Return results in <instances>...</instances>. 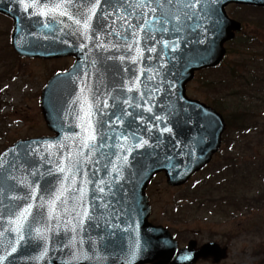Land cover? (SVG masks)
Listing matches in <instances>:
<instances>
[{
    "label": "water",
    "instance_id": "water-1",
    "mask_svg": "<svg viewBox=\"0 0 264 264\" xmlns=\"http://www.w3.org/2000/svg\"><path fill=\"white\" fill-rule=\"evenodd\" d=\"M25 2L38 6L25 10ZM138 2L0 0L18 55L75 58L40 92L54 135L19 139L0 153V264H190L204 254L206 246L176 252L168 230L147 222L145 189L160 172L169 185L185 183L218 149L221 117L188 99L185 84L194 71L218 65L223 43L240 29L225 7H264V0H201L204 11L197 4L179 31L175 18L163 31L146 8L128 7ZM56 4L68 15L39 14ZM81 13L91 15L87 30ZM28 205L18 240L10 222Z\"/></svg>",
    "mask_w": 264,
    "mask_h": 264
},
{
    "label": "rangeland",
    "instance_id": "rangeland-1",
    "mask_svg": "<svg viewBox=\"0 0 264 264\" xmlns=\"http://www.w3.org/2000/svg\"><path fill=\"white\" fill-rule=\"evenodd\" d=\"M227 13L242 23L241 32L227 45L222 65L197 73L186 93L214 107L232 124L226 126L225 142L206 166L207 173L221 162L237 164L238 176L247 180L230 186L225 178L222 180L223 175L218 178L223 194L217 197L223 198L217 213L223 215L217 224L210 225L211 231L220 234L225 242V238L233 236L227 264H264V10L229 6ZM9 29L8 21L0 17V152L18 139L50 134L40 113V90L53 72L71 64L69 59L15 57L8 46ZM229 73L234 78L228 77ZM213 81L223 83L214 89ZM233 154L237 156L231 162ZM207 173L198 172L186 185L175 188L166 184L162 174L155 177L150 184L151 199L162 224L171 226L170 210L181 198V206L188 211L181 227L202 235L210 230L200 205V180ZM231 197L234 200H229Z\"/></svg>",
    "mask_w": 264,
    "mask_h": 264
},
{
    "label": "flooded vegetation",
    "instance_id": "flooded-vegetation-1",
    "mask_svg": "<svg viewBox=\"0 0 264 264\" xmlns=\"http://www.w3.org/2000/svg\"><path fill=\"white\" fill-rule=\"evenodd\" d=\"M230 6V5H229ZM237 35L235 34V37L233 40L226 42L225 43V56L228 53L227 50V45L231 43L232 41L235 40ZM202 102V101H201ZM205 105L211 107L212 109L216 110L214 107L206 104L203 102ZM221 114V113H220ZM221 117L223 119V129L220 133V144L215 153L212 154L211 160L207 163L206 166H208L216 157L217 153L221 150L222 144L225 142L223 134L224 131L227 129V127L230 124L229 120L224 119L223 115L221 114ZM239 121L238 123H240ZM227 126V127H226ZM239 128V127H238ZM235 154L233 156L229 157L230 161L233 162V158L236 159ZM206 166L200 171L203 173L205 171L207 173L208 169ZM264 170V169H263ZM262 169L259 171H263ZM238 173H240V169L238 165H227V164H222V162L218 165V167L212 168L209 173H207L205 176L201 177L200 180V185L201 188L203 189V192L201 193V198H200V205H201V211L203 213L204 221L208 223L209 225V231L205 235H202L199 233V231H191L189 229H185L181 227V225L184 222V216H187V210L184 209L181 205L184 202L181 198H179L177 202V206L169 213L170 217V224H162L160 220H158V216L155 215V208L152 204V199H151V193L152 189H150V186L147 189V195L149 198V203L151 205V213L148 217V222L153 225V226H163L168 229L170 232L171 236L175 239L177 242V248L182 249L189 247L188 251L191 253V255L194 254V252L198 251L201 247L206 246V249L204 251V254L201 256H197L192 260L190 264H227L226 261L230 255V241L233 240V236H228L225 238L227 242L224 241V238L211 230H213V226H210L211 224L215 225L219 222L218 217L222 216L223 213H217L219 211V205L221 198H218L217 196L219 194H223V190L221 187L218 185L219 184V177L221 175L222 180H225L227 184H230V186L234 185H239L240 183H246L247 180H243L242 177L238 176ZM194 177V176H193ZM192 179V178H191ZM188 183V182H187ZM243 183V184H244ZM225 189V188H224ZM232 194H235L234 188L231 189ZM230 197V196H228ZM229 200H234L232 197ZM231 203V202H229ZM237 206V205H236ZM229 215V213L227 212ZM155 215V216H154ZM212 215H215V217H212ZM218 215V216H217ZM203 221V222H204ZM215 222V223H214Z\"/></svg>",
    "mask_w": 264,
    "mask_h": 264
},
{
    "label": "snow or ice",
    "instance_id": "snow-or-ice-1",
    "mask_svg": "<svg viewBox=\"0 0 264 264\" xmlns=\"http://www.w3.org/2000/svg\"><path fill=\"white\" fill-rule=\"evenodd\" d=\"M197 4H201L199 11L203 12L204 6L201 3V0H164V3H160V0H143L142 3L138 2L135 5L130 4V5H128V7L133 8L134 11L136 8H139L141 10L146 8L148 10V13L153 14V23H159L162 26L161 30H163V31H167L166 28H163V25L171 23L173 21V19L175 18L179 21V23L175 24L174 27L177 31H179V29H180V27H182L184 21L195 18L196 13H197V8H196ZM23 6H24L25 10H27V8L30 6L35 8L38 5H36L35 2H33L32 4H28L25 2L23 4ZM90 11L95 12V5H93V7ZM157 12H158V14H157ZM56 13H58L60 16L68 15V12L64 8L63 4H56V5L51 6V7L43 6L42 10L40 11L39 14L43 15V16H47L49 14H56ZM140 15L145 16L146 14L143 11H141ZM81 16L83 19V28L85 30L89 29V27H90L89 21L91 19V15L84 17L83 14L81 13ZM75 24L80 25L81 20L80 19L75 20ZM144 26L145 27L148 26L147 20H145ZM129 27H138V26H133L130 24ZM135 34L136 33L133 32L134 36H135ZM149 111H150V109H149ZM88 115L90 116L91 113L89 112ZM157 119H159V117H157ZM168 131H170V129H168ZM92 139H95L94 135H90L89 137L85 138L84 146L87 147L88 146L87 141L92 140ZM146 143H147V141H142L140 146H143ZM123 159H124V162L126 163L127 158L124 157ZM61 171H64V169L61 168ZM100 191L103 192L104 189L101 188ZM58 198L59 197H57V199ZM30 209H31V205H28L26 208H24L18 214L17 219L15 221L10 222V223L15 225V227L12 229V231H14L18 234V240L23 239V236L20 235V230L23 226V222L28 219ZM83 216H85V217L88 216L87 210H85L83 212ZM83 223H84V221L82 219L78 220L76 226L79 227ZM36 231L38 234H41L40 229H37ZM7 247H11V250L13 252L16 251L14 244H12L11 242H9ZM7 247L5 249L6 251H7ZM80 254H82V253L77 252L74 255H80ZM130 255L132 257H135V255H136L135 249L130 251Z\"/></svg>",
    "mask_w": 264,
    "mask_h": 264
},
{
    "label": "trees",
    "instance_id": "trees-1",
    "mask_svg": "<svg viewBox=\"0 0 264 264\" xmlns=\"http://www.w3.org/2000/svg\"><path fill=\"white\" fill-rule=\"evenodd\" d=\"M14 56H15V55H14ZM15 57H16V56H15ZM0 64H1V65H0V67H1V66H3V65H2V61H1V63H0ZM0 118H1V116H0Z\"/></svg>",
    "mask_w": 264,
    "mask_h": 264
}]
</instances>
